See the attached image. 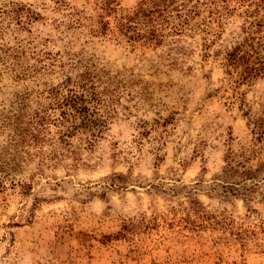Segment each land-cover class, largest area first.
I'll list each match as a JSON object with an SVG mask.
<instances>
[{
  "label": "rangeland",
  "instance_id": "1",
  "mask_svg": "<svg viewBox=\"0 0 264 264\" xmlns=\"http://www.w3.org/2000/svg\"><path fill=\"white\" fill-rule=\"evenodd\" d=\"M236 48L264 62V0H0V264H264V74ZM67 77L100 135L28 124Z\"/></svg>",
  "mask_w": 264,
  "mask_h": 264
},
{
  "label": "trees",
  "instance_id": "2",
  "mask_svg": "<svg viewBox=\"0 0 264 264\" xmlns=\"http://www.w3.org/2000/svg\"><path fill=\"white\" fill-rule=\"evenodd\" d=\"M166 6L167 5L165 4L164 8ZM157 7H161V5L158 4ZM238 48H241V46ZM238 48L229 54L230 65L237 69L239 66L243 65L242 62H245V65L247 66L244 72H247L248 79H253L264 74V62L257 58V64H260V66H257L256 63L252 62L251 60L253 59V56L250 51H243ZM241 52L242 54H240ZM8 58L13 60L18 59L16 55L10 53L7 55V58L0 60L2 65L8 61ZM20 73V75L16 74L15 76L18 79L17 81L24 80L28 75L26 69H22ZM31 74L32 72L29 71V75ZM30 77L31 76H29V78ZM47 93L52 99L57 101V104L61 109L59 114L56 112L46 114L45 111H40L39 113H35L32 116L30 114V116H27V119L29 120L28 124L35 122L38 126L42 127L46 121L58 123L65 129L63 136L66 138H70L74 132H78L80 130H84L86 133L88 131L89 136L96 137L102 133L103 128L107 127V121L105 118H103V114H101L104 100L100 96V93L96 91L94 82H73L71 77H67L64 82H61L56 86H51L47 90ZM8 120L9 121L4 122L6 123L5 127L15 128L16 125L20 124L19 121H13V119L10 117ZM34 130L37 131L38 129Z\"/></svg>",
  "mask_w": 264,
  "mask_h": 264
}]
</instances>
